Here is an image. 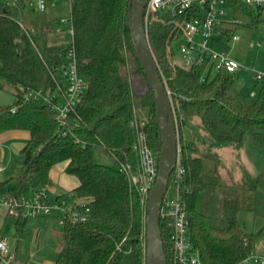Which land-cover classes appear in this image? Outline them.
Instances as JSON below:
<instances>
[{
	"label": "trees",
	"instance_id": "1",
	"mask_svg": "<svg viewBox=\"0 0 264 264\" xmlns=\"http://www.w3.org/2000/svg\"><path fill=\"white\" fill-rule=\"evenodd\" d=\"M132 1L69 0L78 69L88 88L66 127L60 126L54 111L46 105L24 104L16 112L11 111L13 105L0 107V133H30L21 152V172L0 181V197L28 195L50 186V172L62 162H68L67 175L78 180L73 193L84 202L76 210L86 219L64 220L63 244L54 264H147L148 205L142 204L129 180L130 174L139 169L133 144L140 131L146 134L156 155L163 143L152 90L148 86L147 93L138 97L133 93L132 78L139 76L146 83L147 79L131 40ZM222 1L233 5V20L248 29L256 30L264 22V7L251 9L241 0ZM25 8L23 1L12 6L0 0V89H53V78L59 80L61 75L65 48L43 40L45 21L43 24V18L35 15L44 13L33 11L34 16L26 19ZM159 17L163 20L153 21L148 27V40L178 120L186 184L191 190L185 198L190 240L203 264H244L253 251L255 237L239 217L241 202L238 198L224 200L218 217L203 211L202 200L212 185L204 159L213 154L203 152L194 140H185L183 128L188 118L198 116L216 145L242 149L249 138L258 159L264 162V83L252 96L239 89L240 71L204 73L203 68L173 63L172 44L181 31L171 15ZM219 29L228 35L222 24ZM137 107L148 113L144 123ZM98 148L115 164L97 163ZM122 166H128L129 171H122ZM246 179L248 190L264 188V176ZM26 223L27 219H15L18 232ZM160 229L167 264H174L171 225L162 219Z\"/></svg>",
	"mask_w": 264,
	"mask_h": 264
},
{
	"label": "built area",
	"instance_id": "2",
	"mask_svg": "<svg viewBox=\"0 0 264 264\" xmlns=\"http://www.w3.org/2000/svg\"><path fill=\"white\" fill-rule=\"evenodd\" d=\"M12 6L23 1L26 8L38 13H45L48 0H1ZM251 9L264 7V0H241ZM222 0H148L144 10V22L148 27L153 21L163 20L162 14L171 15L179 26L183 41L179 44L182 61L187 68H203L204 73L227 72L235 73L243 67L227 53L217 51L216 44L219 37L225 34L219 26L226 22L223 12L218 6ZM264 18V15L262 16ZM177 20V21H176ZM24 27V25L22 24ZM25 28V27H24ZM33 33V30H30ZM58 36L64 35L65 39L59 45L64 46V62L60 68L59 80L54 79L53 89L26 88L18 86L11 88L15 97V103L11 111L16 112L24 104L46 105L54 111L55 119L62 127H66L69 115L74 111L81 96L88 88L87 80L79 73L78 60L75 50V28L73 19L68 15L60 19V26L55 30ZM234 41H239V36L231 34ZM65 43V45H63ZM257 46L261 43L256 42ZM37 53L40 51L34 44ZM256 81L264 79V73H255ZM204 80V75L201 79ZM171 98L170 91H167ZM172 101V100H171ZM178 137L180 131L175 115ZM63 134L67 133L63 131ZM133 151L139 158L137 173L130 174L129 180L134 185L141 197L142 204L148 205V198L159 172V155H156L149 147L146 134L138 132ZM122 171H129L128 166H122ZM191 193L186 184V168L183 164L181 144L178 143L177 160L171 173L168 188L163 198L161 207V220H166L172 228L171 249L174 264H203L200 253L193 248L189 237V220L187 215L186 196ZM0 205L4 206L8 215L14 219H30L49 216L53 211L60 212L64 220L71 217L73 222L84 221L85 215L74 209L68 211L64 202L50 200L48 186H42L28 195H7L0 197ZM0 264H22L18 261L15 251L10 248L8 239L0 237ZM244 264H264V258L253 254V251L245 259Z\"/></svg>",
	"mask_w": 264,
	"mask_h": 264
},
{
	"label": "rangeland",
	"instance_id": "3",
	"mask_svg": "<svg viewBox=\"0 0 264 264\" xmlns=\"http://www.w3.org/2000/svg\"><path fill=\"white\" fill-rule=\"evenodd\" d=\"M58 1L65 5L59 16L68 15L69 0ZM218 9L223 12L227 20L222 25L229 32L227 36L219 37L221 43L215 45L216 49L227 53L243 67L239 72V89L243 94L255 96L259 87L264 83L263 80L256 85L257 81L254 78L255 73H264V22L258 29L250 30L240 24L239 20H233L235 11L232 4L224 2L218 6ZM24 14L26 19L29 16H34V12L27 8H25ZM23 23L25 24V22ZM27 25L30 24L27 23ZM49 26L53 38L57 43H61L65 36H58L55 33L56 28L60 26V19L49 22ZM30 27L32 26L30 25ZM231 34L238 35L239 41H234L230 37ZM182 41L183 38L180 37L172 44L174 51L172 62L187 68L179 50V44ZM256 42L261 45L257 46ZM132 87L133 93L137 97L148 91L146 82L139 76L132 78ZM13 98L11 90L0 89V106L12 105L8 101L12 102ZM137 113L140 115L141 123H144L147 120V111L137 107ZM183 137L185 140L193 139L203 146L201 148L203 152L213 154L212 157L204 159L205 169L212 185L202 200L203 211L218 217L222 211L224 200L238 198L242 208L239 217L246 229L252 232L255 237L253 249L264 253V188H259L256 192L250 191L245 183L247 176L250 178L264 176V162H260L258 159L249 138L246 139V144L242 149L220 147L210 138L198 116L190 117L185 121ZM228 149L229 151H225ZM222 151L224 152L222 153ZM95 160L103 165L112 166L115 164L113 158L104 153L101 148L95 150ZM62 165L64 162L61 163ZM60 186L62 185H57L58 189H62ZM62 192L64 194L58 195V201L64 202L66 207L70 208L78 198L73 192H67L64 189L58 191V193ZM49 197L53 199L56 196L49 191ZM0 209L4 210L5 223L3 227L6 225L9 228L12 227V231L6 235V239H8L10 248L13 251L17 250L19 262L22 264H54L63 244L61 226L58 224L62 219V214L53 211L46 217L53 219V223L47 225L41 223L43 218H30L27 220L24 230L18 232L14 228L15 219L8 215L4 206L0 205Z\"/></svg>",
	"mask_w": 264,
	"mask_h": 264
},
{
	"label": "water",
	"instance_id": "4",
	"mask_svg": "<svg viewBox=\"0 0 264 264\" xmlns=\"http://www.w3.org/2000/svg\"><path fill=\"white\" fill-rule=\"evenodd\" d=\"M148 0H133L129 8L131 40L137 58L147 79L146 85L155 96L156 121L162 135L163 148L159 153V172L148 198L147 264H167L161 237V207L168 188L171 173L177 160L178 130L173 104L165 89L157 60L152 52L148 31L144 22V10Z\"/></svg>",
	"mask_w": 264,
	"mask_h": 264
},
{
	"label": "crops",
	"instance_id": "5",
	"mask_svg": "<svg viewBox=\"0 0 264 264\" xmlns=\"http://www.w3.org/2000/svg\"><path fill=\"white\" fill-rule=\"evenodd\" d=\"M67 5H68V13H70L69 3ZM64 6H65L64 3H60V1L58 0H49L46 12L44 14L35 15V16L40 15V17L43 18V24L45 21V24L43 25L44 29L41 34L43 40H48L49 42L55 41L56 44H59L53 38L51 28L48 25H49V22L57 20V19L59 20L63 17V15L59 16V13H61V11L63 12ZM220 40L221 39H219L218 44L221 43ZM8 102L14 105L15 97L13 98L12 102L10 100ZM29 138H30V133L25 130H13V131H5V132L0 133V181L6 180L10 178L11 176L17 175L18 173L21 172L22 161H23V155L21 152L24 146L26 145L27 141L29 140ZM197 144L203 148V146L200 143H197ZM226 148H229V147H226ZM225 151H229V149ZM223 152L224 151H222V153ZM67 164L68 162H64V165L61 166V163H59L55 165L50 172L51 184L50 186H48V197H49V191H50L51 194H54L56 196L55 198H53L54 200H58L59 194L60 195L64 194V192L58 193V191H63L64 189L67 192H73L74 189L78 186V180H76L75 177L67 175L66 173ZM58 184L62 185L60 186V188L62 189H58L59 188L57 187ZM53 199L50 198V200L52 201ZM83 202H84L83 200L77 199L70 206V208H67L66 205L65 207L68 211H73L74 209H76L78 205L83 204ZM46 217L48 216L39 217L40 219L43 218V220H41V223H43V225L53 223V219H47ZM4 223H5L4 210L0 209V237L6 238V235L12 231V227L10 226L11 228H9L8 225L3 227ZM58 224L60 225V221L58 222ZM14 228L16 229L15 224H14ZM15 252L18 256V261H20L17 250H15ZM253 254L256 256H260V257L264 256L263 252H258L257 250H254V249H253Z\"/></svg>",
	"mask_w": 264,
	"mask_h": 264
}]
</instances>
